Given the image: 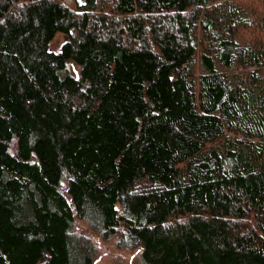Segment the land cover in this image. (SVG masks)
Returning <instances> with one entry per match:
<instances>
[{
  "label": "trees",
  "instance_id": "trees-1",
  "mask_svg": "<svg viewBox=\"0 0 264 264\" xmlns=\"http://www.w3.org/2000/svg\"><path fill=\"white\" fill-rule=\"evenodd\" d=\"M62 1L0 0V264H98L76 222L143 264H264V10Z\"/></svg>",
  "mask_w": 264,
  "mask_h": 264
},
{
  "label": "rangeland",
  "instance_id": "rangeland-1",
  "mask_svg": "<svg viewBox=\"0 0 264 264\" xmlns=\"http://www.w3.org/2000/svg\"><path fill=\"white\" fill-rule=\"evenodd\" d=\"M239 1H241L243 5H249L250 7L255 8L258 11L264 10V7L261 3L262 0ZM62 4L75 13H80V11H78V6H84L82 5L84 4L83 0H63ZM107 14L110 13L107 12ZM246 38L248 39L250 37L246 36ZM64 41L65 37L61 34H57L53 41L50 43V50L53 52H57ZM77 71L78 68L73 66V64H67V72L69 74H75ZM237 73L243 74L245 72L239 69ZM74 232L84 235L92 240V243L94 244L97 251L95 259H100L98 264H143L141 261L140 253L138 252V248L129 250L122 249V247H120V241L115 237L104 240L101 235L90 232L87 226L82 222H76L74 226Z\"/></svg>",
  "mask_w": 264,
  "mask_h": 264
}]
</instances>
